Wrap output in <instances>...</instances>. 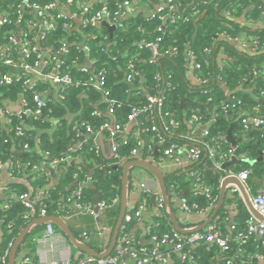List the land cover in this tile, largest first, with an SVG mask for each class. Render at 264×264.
<instances>
[{"label":"trees","instance_id":"16d2710c","mask_svg":"<svg viewBox=\"0 0 264 264\" xmlns=\"http://www.w3.org/2000/svg\"><path fill=\"white\" fill-rule=\"evenodd\" d=\"M33 1L54 4L51 15L58 14L57 5H61L62 2L65 4V0ZM125 1L106 0L111 11L119 9L122 11ZM152 1L158 3L157 9H161L159 12L156 9L153 17L127 19L122 23L119 20L120 26L118 25L111 35L104 24L100 27L81 25L80 33L85 35V51H81L82 49L76 45L81 40L80 33L64 28L65 25L73 23L69 17L57 21L54 30L44 36L40 34L39 26L35 24L31 14L24 13L21 25L0 27V47L8 43L6 32L10 31L14 35L21 30L28 32L33 44L45 50L49 47L57 50L65 45L66 53L60 56L61 73H68L80 83L79 86L58 89V97L60 96L58 101L50 96L44 99L46 106L38 120L22 118L10 111L12 129L0 130V162L12 163L9 171L13 178L15 175L21 176L24 172L29 173L33 166L38 169L33 170L28 176L31 188L12 182L8 187L16 194L32 192V197L37 190L44 189L42 198L37 201L36 209L43 208L48 216L63 219L75 239L97 253L105 251L108 242L100 248L93 246L89 242L85 243L82 233L90 240L99 237V227H106L112 233L119 217L122 167L114 165L118 161L113 158L106 162L100 151L89 149L86 144L75 150L72 146L78 135L86 133V126L96 134L100 132V127L105 122L125 124L132 108L145 106L148 96L162 97L164 99L162 108L159 114L140 115L124 135L125 141L118 138V156L128 157L135 143L133 131L139 132L143 142L140 154L143 160L148 156L160 157L163 148L173 142L189 149L192 147L190 139L201 140L204 131L208 133L205 142L211 147L217 146L226 154L229 151V144L225 135L236 122L231 133L237 137L236 144L239 147L237 156L247 159L248 162L232 164L227 171L233 173L247 171L246 183L251 194L264 195V126L246 130L241 124L242 119L251 116L264 119V0ZM19 2L20 0H0V14L4 11L12 13ZM170 6L173 7L171 12ZM70 7L71 13L78 12L75 5ZM97 9L98 6L94 7V10ZM9 19H14V16L11 14ZM28 20L34 23V28H26L24 21ZM243 37L249 39V44L245 48L231 41ZM151 44H156L158 51L153 63L149 62L152 57ZM220 55L226 57L227 63L224 65L218 63ZM48 58L49 56H44L45 61ZM84 59L91 64L90 69L86 68V72L81 71L79 65ZM130 65L132 69H129ZM189 65H198V68L190 71ZM4 73L19 77V80L12 85L0 87V107L5 103L15 104L20 99L31 106L34 93L42 96L51 91L49 82L43 84L42 81H37V85L29 89L24 83L25 77L22 72L0 68V75ZM96 81L97 86L94 85ZM227 93L229 101H226ZM107 100L114 102L111 106L114 114L110 118L107 115L109 107ZM68 115L72 119L69 122L65 120V116ZM161 116L164 118L163 121L159 118ZM152 118L153 122L150 120ZM192 118H196L197 121L193 122ZM171 119L177 123L174 129L168 125ZM53 122L55 128L50 133L46 128ZM153 124L156 126L154 132L151 131ZM164 124L169 127V131H164ZM16 127L21 128L22 136L16 134ZM179 134L182 135L181 138L178 137ZM101 135L106 137L105 132H101ZM158 136L163 137L166 144L158 149L156 155L154 150L150 152L148 148L149 146L153 148L158 142ZM24 145H27L26 149ZM43 153H48L50 159L71 156L80 157V161L66 163L53 172L48 167L49 160L43 158ZM130 161L132 160H127ZM214 162L220 160L217 157L214 160L209 159L203 151L199 161L164 176L167 204L162 202L158 209L161 213L151 217L149 227L151 236L160 238L177 232L166 214L167 212L175 214L176 206L173 202L175 198L183 201L192 215L207 208L209 200L204 194L195 192L193 187L199 183L204 188H209L214 196L218 194L220 180L226 173L225 170L215 169ZM43 163L44 166L41 167ZM93 165H96V168L91 173L89 185L94 189L84 185L70 187L75 181L80 184L86 183L88 181L86 174ZM49 174L59 176L58 186L51 187L44 181L49 179L47 176ZM78 189L82 195L77 202L82 205H93L96 191L100 195L99 202L109 204L111 200L118 199L115 205L107 207L96 217L80 213L85 216L84 219L92 230L79 231L82 227L74 228L69 223V218L73 215L72 204L76 202L71 197ZM186 190L188 194L182 198ZM151 197L141 196V200L145 198L148 211L152 207H157L156 201H152ZM237 204L239 210L237 224L231 232L229 228L225 229L222 226L226 214L219 210L218 220L213 223L216 224L220 235L226 233L234 238L237 234H245L250 214L241 201H237ZM127 213H131L128 208L125 211V214ZM33 220L28 217L26 209L17 199L11 201L5 209L0 208V256L9 249L10 244H14L18 235ZM133 223H122L117 239L127 235L133 239L135 247L145 246L151 249L153 245L147 244L148 236L145 239L146 243L145 241L141 243L139 238L128 235V229ZM178 225L184 231L192 228L189 223L181 221H178ZM42 226H50L66 240L69 248L76 250L66 235L54 224ZM32 234L28 233L20 244L15 264L21 257H28L35 264L36 247ZM180 234L184 237L190 235L186 232ZM260 241L261 244L253 237H249L243 243L230 241L227 252L221 251L213 244L198 242L188 245L182 242L184 245L181 253L171 252L168 264H260L255 258L256 255H264V240ZM163 249L164 244L160 247L161 251ZM183 252L191 254L192 259L182 261ZM114 253L113 249L108 257ZM85 257V254H80L77 259L69 260L68 264H80ZM4 264H7V261Z\"/></svg>","mask_w":264,"mask_h":264},{"label":"built area","instance_id":"2783aa9c","mask_svg":"<svg viewBox=\"0 0 264 264\" xmlns=\"http://www.w3.org/2000/svg\"><path fill=\"white\" fill-rule=\"evenodd\" d=\"M65 3L70 7L71 5H75L78 9V12L75 14H72L73 18H78L81 20V23L84 26L90 25L91 27L96 26L99 23H106L108 26H114L115 28L118 27V22L122 18V12L120 9L116 11H111L108 9L106 0H100L99 1V9H89L84 5V0H65ZM126 5V2H124L122 6ZM55 7L52 3H45L41 4L37 1L33 0H20L19 4L16 6L15 10L12 13H8L6 11L2 12L0 14V27L4 25H21L24 20V13L31 14L32 17L35 19V24L39 26L40 34H48L51 31L54 30L55 24L60 19H65L68 16H63L61 14L57 15H51L53 8ZM161 9H157V12H159ZM156 11V10H155ZM155 11L150 14L151 17L154 16ZM169 11H173V7H169ZM14 16V19L10 20V15ZM26 28L35 27L33 26L34 23L30 20L24 21ZM32 25V26H31ZM66 30H72V24H67L64 26ZM5 34L8 35V43H6L5 46L0 47V68L4 69H11L15 72H22V75L25 77V84L26 86L31 89L37 85V81H42V83L49 82L51 84L60 85V88L63 89L64 87L68 86H79L80 83L75 81L68 73H61L62 69V63L60 60V56L66 53V47L63 45L61 48H58L57 50H52V47H49L45 50V48H40L36 44H33L28 32L25 30L19 31L17 34H12V32H6ZM248 37L243 38H235L231 40L238 46L245 48L248 46ZM159 41V39H157ZM255 42V39L253 41V44ZM256 46V45H254ZM150 51L152 53V57L150 59V63L155 62L158 51H157V45L151 44L150 45ZM44 56H49L48 60H44ZM31 61L32 64H31ZM190 71H193L194 69L198 68V65H189ZM81 71L86 72V68L90 69L88 66H84V68L81 66ZM129 69H132V65L129 66ZM19 77H12V75L9 74H2L0 75V87L3 86H9L12 85L14 82L18 81ZM129 80V78L127 79ZM198 81V80H197ZM199 82V81H198ZM97 81L95 82V86H97ZM59 88V89H60ZM60 97V96H59ZM164 99L162 97L158 96H148L147 97V103L145 106L141 108H132L128 118L127 122L123 125L114 123L113 121H108L102 124L100 127V132H97L96 134H93L91 132V129L89 126L85 127V131L87 134H91L94 136H102L101 132L106 133L105 139L108 142L110 151H111V158L117 160L118 162L114 165L118 164L121 161H127L128 159L136 160L141 159V149L143 147V142L140 139L139 132L133 131V139L135 141L133 148L130 150L128 157H121L118 156L117 150L119 148V140L118 138H121V140H124V135L128 133L130 125H134L137 121V118L142 114L152 113V114H159L162 105H163ZM109 104V107L107 109V115L110 117L113 116L114 110L111 107L113 105V101L107 100L106 101ZM18 112L16 113L18 116L22 118H31L33 120H38L42 117V111L44 107L46 106L45 101L43 100L42 96L34 93L31 98V106L26 103L25 100L20 99L18 102ZM8 105V106H7ZM15 104L12 103H5L3 107H0V130L4 128H8L11 130L10 127V111H12V107ZM157 111V112H156ZM99 116V114H97ZM161 121L164 120V118L161 116L159 117ZM151 122H153L154 118L150 119ZM192 121H197L196 118H192ZM241 124L246 130H249L250 128H258L264 126V119L259 116H251L245 119L241 120ZM168 125L171 126L173 129L176 128L177 123L171 119L168 122ZM198 128V127H196ZM147 132V130H145ZM151 131H156V126L153 124L151 127ZM164 131H169V127L164 124ZM199 132V130H197ZM15 132L18 136H22V130L20 127L15 128ZM103 137V136H102ZM178 137H182L181 134L178 135ZM208 137L207 131H204L202 133V139L201 140H191L192 147L187 149L185 146H179L177 143H169L167 144L163 150L162 154L159 159V161H165V159L171 160V162L174 165H177L181 168L188 167L191 163L197 162L202 158V152L205 151L206 157H208L211 160H214L216 157L220 160V162L215 163L214 167L215 169H221V165L226 163L229 158L232 156L233 150L229 148V151L226 154H223L217 146L211 147L207 142H205V138ZM153 140V138L151 139ZM125 141V140H124ZM122 141V143H124ZM166 144L165 140H163V137L158 136V142L155 143V145L152 147L149 146L148 151L152 152L158 151V149L161 146H164ZM27 148V145H24V149ZM96 152H98L97 149H95ZM48 153H43V158L48 161V167L53 172H56L58 168L65 166L66 163L69 162H79L80 157H71V156H64V157H57V158H48ZM121 157V158H120ZM153 157H146L144 160L148 162H155L157 163L158 160H152ZM237 159H242L241 157ZM143 160V159H141ZM150 160V161H149ZM230 161V160H229ZM11 162H7L6 164H2L0 162V169L5 168L6 172L8 174V177H13L12 173L9 171L11 169ZM17 165V164H16ZM157 165V164H156ZM44 166V163L41 165V167ZM40 167V168H41ZM38 168L36 166H33V170L36 171ZM247 171L239 172V173H233L228 172L224 178L228 177H235L238 179L242 186V190L240 191L238 187L234 186L231 190L232 194L237 193V197L239 201H243L245 203L244 196L248 198L249 205L260 218H257L254 216L251 212L249 215V218L246 222V231L245 234H237L233 239V241L237 240H245L249 237L253 238H259L260 240H264V195H252L250 192L249 187L247 186L246 180H247ZM223 178V179H224ZM222 179V180H223ZM138 188L142 192V196L149 197L154 196L155 201L157 204V210L160 208V204L162 203V200L158 196V194L152 193V190L148 189L144 184H140ZM194 191L200 192L206 196V198L209 200V204L205 210H200L196 212V214H202L205 211H208L212 207V203H214L215 198L212 197L211 192L209 191V188H204L201 184L197 183L194 185ZM8 192L9 195H11L13 198L17 199L22 203L24 208L27 211L28 217L32 219L37 218H44L48 215L46 214V210L43 208L36 209L37 201L40 198L38 196V193L36 192L34 196L32 197V192L30 194L27 193H21L16 194L12 190H9L7 186H4L0 184V193H6ZM152 194V195H151ZM82 195V192L80 189L74 191L71 198L75 199L76 202H73V207L79 212L84 213L87 215H90L92 217H96L97 214L104 211L107 207L113 206L116 204L118 199H113L110 201L109 204L105 202H98L96 205H82L77 202V200L80 199ZM240 196V197H239ZM32 197V198H31ZM68 201H70L68 199ZM246 205V203H245ZM7 207V206H6ZM6 207L2 208L5 209ZM96 207L97 213L94 211V208ZM179 208L182 211V215L178 216V221L190 223L189 218L192 216L190 213V209L185 205V203L182 201L179 203ZM131 213H127L124 215L123 222L122 223H131V222H139L143 219V214L148 212L147 206L145 204V198L142 200L140 199L139 203L129 209ZM161 213L160 211H158ZM215 223H210L205 226V229L203 231L198 232H186L189 233L187 237L182 236L178 232H174L173 234H166L160 238L157 236H151L150 235V229L149 227L146 229V236H148L147 244L153 245V247L147 248L145 246L135 247L133 243V239L131 237H127V235H122L120 238L116 240V244L114 246V254L112 256H107L106 258L102 259H96L92 257L86 256L83 260H81L80 264H168L171 259V252H180L183 249V243H186L188 245H193L198 242H204L206 244L210 245H216L221 249V251L227 252L229 247L228 244L230 242L229 237H223L220 235V232L216 228ZM99 234H104L106 231L110 230L106 227H99ZM194 227L187 229L186 231L192 230ZM235 227H232L233 231ZM46 235L49 239H52L56 233H54V230L50 227H46ZM82 237L86 239L87 235L85 233H82ZM46 239V238H45ZM43 239V241H45ZM183 239H185L183 241ZM47 242L50 243L48 240ZM51 244V243H50ZM164 244V248L168 247L170 251L164 252V250H160L161 245ZM12 245H9V249L0 256V262L1 263H8V255L10 252ZM69 248V247H68ZM70 249V248H69ZM54 247L50 245V252L54 251ZM255 258L263 262L264 257L260 255H256ZM191 254L188 252H183L181 254V260H191ZM69 261H67L68 264ZM19 264H33L32 260L28 257H21ZM47 264H60L57 262H49Z\"/></svg>","mask_w":264,"mask_h":264},{"label":"crops","instance_id":"0c3cea01","mask_svg":"<svg viewBox=\"0 0 264 264\" xmlns=\"http://www.w3.org/2000/svg\"><path fill=\"white\" fill-rule=\"evenodd\" d=\"M99 1L100 0H84V5L86 7H88L89 9H94V7L99 5ZM125 2H126V5L123 7L122 18L120 19L121 23L127 19H136V18L148 19L150 17V14L153 13L158 7V5H157L158 3H156V2L154 3L152 0H126ZM56 9H57V12L59 14H61L63 16H68L69 18H71L72 22H73L72 23V30L80 33V27L82 25L81 20L78 18V16L76 18H73V16H72V14H74L76 12L71 13V7H69L66 3L64 4L63 2L61 3V5H59V6L57 5ZM245 14H246V11H245L244 15ZM103 24H106V23H99L95 27H98V26L100 27ZM109 27L110 26L107 27V32H108ZM108 34L111 35V33H109V32H108ZM80 36H82L81 40H79L76 43V45L80 48V50L82 49L81 51H85V48H84V46H85L84 45V36L85 35L80 33ZM227 61H228V58H227ZM218 63H220L221 65H224L225 63H227L226 57L223 55H220L218 57ZM79 65L85 66V67L86 66L90 67L91 64L88 60L84 59L83 63H81ZM79 65L77 64V67H79ZM49 88L51 91L42 95L43 100L50 96L53 100L58 101V98H59L58 97V89L60 88V85H55V84L50 83ZM229 100H230L229 93H227L226 101H229ZM17 106H18V103H15V105L12 108L15 109V108H17ZM12 111L14 113L18 112V111H14V110H12ZM65 120L67 122H69L72 119L68 115V116H65ZM233 124H235V126H236L237 123L235 122ZM189 127H190V125H189ZM54 128H55V122L50 124V126L48 128H46V130L48 132L52 133ZM232 136L236 140L237 137L234 136L233 134H232ZM77 138L78 139L74 142V144L72 146V148L74 150L80 148L82 144H86L89 149L94 148V149H97L98 151H100V153L102 154L103 160H105L106 162L111 159V151H110L108 142L104 137L94 136L91 134L84 133V134L78 135ZM226 142L228 143L227 140H226ZM35 148H37V146ZM229 148L231 149L230 144H229ZM21 150L24 151L23 149H21ZM19 154H21V153H19ZM155 154L157 155V150L155 151ZM231 157L229 158V160L231 159ZM237 158H238V156H237ZM136 160H139V159H136ZM152 160H158L156 163L157 165L155 164V162H151L150 160L149 161L154 166L158 167L164 176L166 174L168 175L171 173H175L179 168H181L177 165H174L171 162V160H168V159H165L164 162L161 160L159 161V159H157V158H152ZM229 160L226 163H228ZM127 163H129V162L121 161L118 163V165L120 167H122V170H123V167ZM226 163H224V164H226ZM223 165H221V169H222ZM94 168H96V165H93V167L90 168L88 173L86 174V178L88 179V181L86 183L80 184L79 182L75 181L70 185V187H74L75 186L74 183H78L79 187H81L82 185H84V187H87V186L89 187L90 186L89 185L90 184L89 179L91 176V173H89V172L93 171ZM228 168H231V166H228L222 170H225V173L227 174ZM32 172H33V170H31L29 173L24 172L21 176L15 175L13 178V177H8V174H7L5 168H1L0 169V184L8 187V186H10L9 184H11V182H12L13 184H19L23 187L31 188L30 184L28 183V176L31 175ZM47 176L49 179L46 180L44 178L45 179L44 181L47 184H49V186L52 187V186H58L59 185L60 178L58 175L57 176H51L49 174ZM222 179L220 180V183H219L218 194L214 196L213 193H211L212 197L215 198V201H214V203H212V206H211L212 208L209 209L208 211L203 212L202 214L192 215L189 218V222H190L189 224L192 227L196 228V227L202 226L210 218V216L213 214V211L216 208L218 201L220 199V187H221ZM140 184H142V185L144 184L148 189L152 190V193L158 194V196L160 197L162 202H164V199H163L162 194L160 192L158 180L156 178H154V176H152L148 171H146L144 169L131 168L128 171V182H127V186H126L127 208L128 209L136 206L141 199L142 192L138 188V186ZM234 186L235 185L232 183H229L226 186L222 206L218 209L217 213L214 215V217L212 218V221L210 222V223H213L215 220L217 221L218 220L217 214H218L219 210H223L224 213L226 214V217L223 214L225 218L222 221V223H223L222 226L225 229L229 228L230 232L232 230V227H235L237 224L236 223L237 222V216L239 213L238 206H237L238 205L237 201H239V199L237 197V193L232 194V192H231V190ZM90 188L94 189V187H91V186H90ZM8 189H9V187H8ZM193 189H194V187H193ZM43 191H44V189L37 190L38 196H40V198L43 195ZM185 192H186V194H185ZM187 194H188V191L187 190L184 191L182 198L186 197ZM14 199L15 198H13L11 195H9L8 192L0 193V208H4V207L8 206V204L11 201H13ZM166 199H167V197H166ZM151 200L155 202V197L152 196ZM173 202L176 206V211H175V214H173V213L172 214L174 215L175 219L178 222V216L182 215V211L179 208V203L181 201L178 198H175V201H173ZM241 202L245 206L247 212L250 214V211L248 210L245 203L243 201H241ZM72 212H73V215L71 218H69V220H70L69 223L74 228L82 227V228H80L79 231H85L86 229L92 230L91 226H89L86 223V220L84 219L85 216L80 215V213L75 208L72 209ZM178 213H179V215H178ZM158 214H159V212H158L156 207H152V209L150 208V210L148 212L143 214V219L141 221L134 222L132 224V227H130V229H128V235L139 238L141 243H144V241L146 243V240H145L146 239V229L151 226V217L157 216ZM166 214L169 216L170 213L167 212ZM216 217H217V219H216ZM90 224L93 225L94 223H90ZM172 227H173V225H172ZM83 228H85V229H83ZM203 229H205V227L202 228L201 231H203ZM30 232L33 233L32 234V240L35 243V247H36L35 248V258H36L35 264H47L49 262H57L60 264H65V263H67V261H69L71 259H77L78 258V257H76L77 252H78L77 250H72L70 248L69 253L65 252L64 247L68 246V244H67L66 240L57 231H54V233H56V234L52 239H49L47 237V235L45 233L46 232L45 226H41V225L36 226V227L34 226L30 230ZM222 235L223 236L225 235L224 237H229V235L226 233H224V234L222 233ZM98 236L99 237L92 238L91 240L88 237H86V239H84V238L83 239H84L85 243L89 242L93 246L100 248V247H103L107 242L109 243L111 233L109 231H106L104 234H100ZM229 238H230V241L237 242V243H243L246 240L245 239V240L233 241V239L231 237H229ZM43 239H45V241H43ZM48 240L50 241L51 244L49 242H47ZM256 240L258 241L259 244L262 243V241H260L259 238H256ZM50 245H52L55 249L53 252L52 251L50 252ZM163 250H164V252L170 251L168 247L164 248ZM260 256L264 257V255H260ZM263 262H260V264H263ZM16 264H19V261Z\"/></svg>","mask_w":264,"mask_h":264},{"label":"water","instance_id":"95a60500","mask_svg":"<svg viewBox=\"0 0 264 264\" xmlns=\"http://www.w3.org/2000/svg\"><path fill=\"white\" fill-rule=\"evenodd\" d=\"M106 25V24H104ZM107 26V25H106ZM108 27V26H107ZM115 29L114 26H111L108 28V32L111 33L113 30ZM89 67V66H88ZM14 111H18L19 108H15L12 109ZM235 126V124H232L230 126V128L228 129L225 139L228 141V143L230 144L231 149L233 150L232 153V157L230 159V161L226 164H224L222 166V169L232 165V164H239L242 161H246L248 162L247 159H237V154L239 152V147L236 145V140L235 138L232 136L231 134V130L232 128ZM131 168H141L144 169L146 171H148L152 176H154V178H156L158 180V184H159V188H160V192L162 194V197L164 199V203L167 204V200H166V188L164 185V175L161 172V170L154 166L152 163L145 161V160H133L130 161L129 163H127L122 170V189H121V197H120V210H119V217L117 220V223L114 227V229L112 230L111 233V237L108 243L107 248L105 249V251H103L102 253H97L95 251H93L92 249L88 248L86 245L78 242L74 235L72 234L71 230L69 229V227L67 226V224L63 221V219H61L60 217H55V216H47L44 218H37L35 220H33L29 225H27L22 232L18 235V237L16 238L14 244L12 245L9 255H8V263L7 264H15V257H16V253L17 250L20 246V244L22 243L23 239L27 236L28 233H30V230L35 226H42V225H47V224H54L59 231H61L62 233H64L66 235V237L69 239L70 243L75 247V249L78 251L76 257H78V255L80 254H85L88 257H92V258H96V259H102L107 257L113 250L115 244H116V240L119 234V229L120 226L123 222V218L125 215V211L127 209V196H126V186H127V182H128V171ZM107 170V169H106ZM89 173H92V171H90ZM232 183L234 184L236 187H238V189L240 191L242 190V186L240 184V182L238 181L237 178L235 177H228V178H224L221 181V187H220V199L218 201V204L216 206V208L213 211V214L210 216V218L202 225L199 227H196L192 230L189 231H184L181 230L177 220L175 219L174 215L170 212L169 214V219L174 227V229L177 232H198L201 231L202 228H204L206 225H208L211 221L212 218L214 217V215L217 213L218 209L222 206L223 203V199H224V193H225V188L226 186ZM74 185H78V183H74ZM186 194V192H185ZM184 194V195H185ZM100 199V195L99 193L96 191V196L94 199V205H96L99 202ZM245 199V203L246 206L248 208V210L257 218H260L254 211H252L249 202H248V198L246 196H244ZM94 211L97 213V209L96 207L94 208Z\"/></svg>","mask_w":264,"mask_h":264},{"label":"rangeland","instance_id":"374dc122","mask_svg":"<svg viewBox=\"0 0 264 264\" xmlns=\"http://www.w3.org/2000/svg\"><path fill=\"white\" fill-rule=\"evenodd\" d=\"M178 215H179V213H178ZM64 246H65V245H64ZM67 248H68V246H65V247H64V250H65V252L69 253V248H68V249H67ZM64 250H63V251H64Z\"/></svg>","mask_w":264,"mask_h":264}]
</instances>
